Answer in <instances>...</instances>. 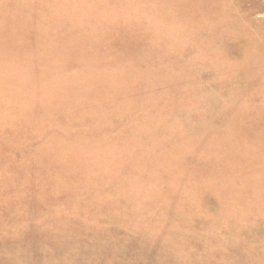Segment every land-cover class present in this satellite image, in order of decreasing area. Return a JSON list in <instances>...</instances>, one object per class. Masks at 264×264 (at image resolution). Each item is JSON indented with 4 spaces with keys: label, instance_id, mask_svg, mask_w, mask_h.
Wrapping results in <instances>:
<instances>
[{
    "label": "rangeland",
    "instance_id": "1",
    "mask_svg": "<svg viewBox=\"0 0 264 264\" xmlns=\"http://www.w3.org/2000/svg\"><path fill=\"white\" fill-rule=\"evenodd\" d=\"M0 264H264V0H0Z\"/></svg>",
    "mask_w": 264,
    "mask_h": 264
}]
</instances>
